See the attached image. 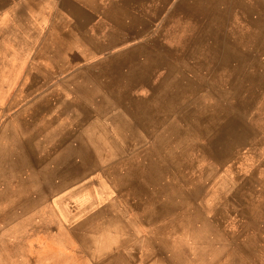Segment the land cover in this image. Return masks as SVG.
I'll use <instances>...</instances> for the list:
<instances>
[{
    "label": "rangeland",
    "instance_id": "rangeland-1",
    "mask_svg": "<svg viewBox=\"0 0 264 264\" xmlns=\"http://www.w3.org/2000/svg\"><path fill=\"white\" fill-rule=\"evenodd\" d=\"M0 53V264H264V0H0Z\"/></svg>",
    "mask_w": 264,
    "mask_h": 264
},
{
    "label": "crops",
    "instance_id": "crops-1",
    "mask_svg": "<svg viewBox=\"0 0 264 264\" xmlns=\"http://www.w3.org/2000/svg\"><path fill=\"white\" fill-rule=\"evenodd\" d=\"M56 23L57 22L50 24V26H51L50 32L47 34L45 39L42 41V47H41V50L39 52V58H38L39 62L38 61L37 62L40 65H37V62H36L33 66L34 71H32L30 74L41 73V72H45V70H48V64L47 63L49 60V54H50L49 52H50V48L53 45H55V52H57V54L53 55V58H58V57L61 58L60 56L62 54V51L64 54L67 53L66 59H68V60L78 58L77 54H79V53L74 52V50L80 51L78 49L79 45H76V42L71 40L69 37H64V35L61 34L62 31L60 30L58 25H56ZM6 28H8V27H6ZM8 29H9V36H11L10 32L12 34H13V32L10 28H8ZM10 40H12V38H10ZM49 43L53 44V45H51L49 47ZM78 44H79V42H78ZM64 54H63L62 58H64ZM7 61H9L8 57H6L5 55L3 56L0 53V74L7 73L6 71H3L5 69H9L7 66L8 65ZM74 68H75L74 64H69L67 61L60 66L62 74L68 73L71 69H74ZM9 72L14 73L15 71L11 70Z\"/></svg>",
    "mask_w": 264,
    "mask_h": 264
},
{
    "label": "bare ground",
    "instance_id": "bare-ground-1",
    "mask_svg": "<svg viewBox=\"0 0 264 264\" xmlns=\"http://www.w3.org/2000/svg\"><path fill=\"white\" fill-rule=\"evenodd\" d=\"M57 123H58V121H57ZM59 123H61V122H59ZM74 123V122H73ZM56 126H54V128H55ZM49 131V130H48ZM58 131V130H57ZM67 131V130H66ZM41 134V133H40ZM47 142V141H46ZM50 144V143H49ZM48 145V144H47ZM45 146H46V144H45ZM48 149V148H47ZM68 149V148H67ZM49 150V149H48ZM54 149H52V151H53ZM44 154H46V153H44ZM37 188V187H36ZM2 189V188H1ZM6 191V190H5ZM21 208V207H20ZM41 212V211H40ZM30 213V212H29ZM25 216V215H24ZM27 217V216H26Z\"/></svg>",
    "mask_w": 264,
    "mask_h": 264
}]
</instances>
